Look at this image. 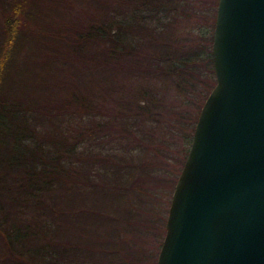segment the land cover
Wrapping results in <instances>:
<instances>
[{"label": "trees", "instance_id": "1", "mask_svg": "<svg viewBox=\"0 0 264 264\" xmlns=\"http://www.w3.org/2000/svg\"><path fill=\"white\" fill-rule=\"evenodd\" d=\"M203 1L2 3L0 264H140L163 95L203 102L215 84L210 47L180 29L209 13Z\"/></svg>", "mask_w": 264, "mask_h": 264}, {"label": "water", "instance_id": "2", "mask_svg": "<svg viewBox=\"0 0 264 264\" xmlns=\"http://www.w3.org/2000/svg\"><path fill=\"white\" fill-rule=\"evenodd\" d=\"M211 52L156 264H264V0H218Z\"/></svg>", "mask_w": 264, "mask_h": 264}, {"label": "rangeland", "instance_id": "3", "mask_svg": "<svg viewBox=\"0 0 264 264\" xmlns=\"http://www.w3.org/2000/svg\"><path fill=\"white\" fill-rule=\"evenodd\" d=\"M10 1L12 0H0V14H1V8H3L4 6V5L1 6L2 3L3 2L9 3ZM206 6L210 8L208 14H204V15L201 14L199 16V19L196 20L195 22H190V23L185 22L183 25H180V29L183 32V36L188 40L202 43L203 46L210 47L211 49L213 31H214L215 19H216V17L213 18L214 13L212 12V9L214 7V1L204 0L203 7ZM185 32L187 33L184 35ZM199 37H201V40L199 39ZM210 38H211V43H209ZM202 71H204V68L202 69ZM213 78H215L214 74H213ZM120 83H124V80H120ZM212 85L214 88L215 84H211V86ZM131 87H133V89H136V92H139V90L141 89V83L140 82L133 83ZM201 87L204 88V85H201ZM206 88H208V83L205 84V89ZM148 91L149 90H147L146 92ZM163 97L168 106L167 111L169 113H167V115L168 118H170L169 123L166 124V127L169 126L171 127L170 130L167 129L168 135H165L164 132V136H163L164 144H159L161 145L160 146L161 151H159L158 155L149 157L150 158L149 161L153 165L154 167L153 170L155 173L152 179L153 181H157V183H155V185L154 183H152L150 187V190H155V194H154L155 198L152 201L150 210L146 212L147 214H149L148 217L151 220V224L149 227V230H151V232L149 236L146 237L141 234L140 238L142 239H139L140 241L133 240L135 241V245L138 247V250L140 251L139 253L140 264H156L157 262L159 251L162 246L163 239L165 237V232H166L165 225H166L172 194L177 179L181 173L184 162L186 160L192 140V136H191L190 142L186 143L185 137L187 136V134L189 135L190 133L192 122L194 121L197 122L198 120V116H199L198 106L201 105L202 108L205 100L207 99L206 98L202 102V99L201 97H199L198 93L195 98L192 96V94L186 96L182 92V88L181 87L177 88L176 86L168 87ZM201 108L199 110V113L201 111ZM116 110L120 111V108H116ZM171 130H176L177 133H173ZM159 138L162 140L161 137ZM185 148L187 150V154L185 156L182 165L181 163L184 158ZM180 164H181V169H180ZM128 238H130L131 242H133L131 235H129Z\"/></svg>", "mask_w": 264, "mask_h": 264}]
</instances>
